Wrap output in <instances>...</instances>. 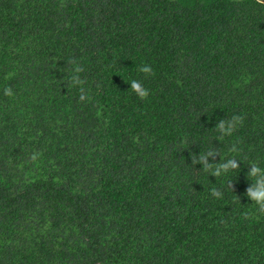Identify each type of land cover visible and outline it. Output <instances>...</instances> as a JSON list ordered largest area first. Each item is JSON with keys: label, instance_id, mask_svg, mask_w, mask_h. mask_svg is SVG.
Wrapping results in <instances>:
<instances>
[{"label": "trees", "instance_id": "16d2710c", "mask_svg": "<svg viewBox=\"0 0 264 264\" xmlns=\"http://www.w3.org/2000/svg\"><path fill=\"white\" fill-rule=\"evenodd\" d=\"M253 163L261 2L0 0V264H264Z\"/></svg>", "mask_w": 264, "mask_h": 264}, {"label": "clouds", "instance_id": "9594fccd", "mask_svg": "<svg viewBox=\"0 0 264 264\" xmlns=\"http://www.w3.org/2000/svg\"><path fill=\"white\" fill-rule=\"evenodd\" d=\"M79 70L76 69L72 75V84L73 87L79 84L78 79L76 78V72ZM140 72L144 74H151L152 68L148 65H143L140 67ZM133 92L140 96L141 98L146 97L148 95L147 89H145L140 82L131 81ZM7 95H11V92L8 91ZM221 130H225L224 123L221 122L219 125ZM226 135L231 134V128L226 130ZM239 167L236 162V158L232 157H222V163L218 166V168L213 172L214 175H219L221 171H229L235 170ZM251 171L249 172V178L253 180L254 186L250 187L247 190V197L259 207L261 211H264V168L259 167L256 163H253L251 166Z\"/></svg>", "mask_w": 264, "mask_h": 264}, {"label": "crops", "instance_id": "0c3cea01", "mask_svg": "<svg viewBox=\"0 0 264 264\" xmlns=\"http://www.w3.org/2000/svg\"><path fill=\"white\" fill-rule=\"evenodd\" d=\"M257 1L261 2L262 4H264V0H257Z\"/></svg>", "mask_w": 264, "mask_h": 264}]
</instances>
